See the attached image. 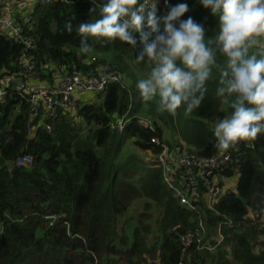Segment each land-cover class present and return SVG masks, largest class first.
<instances>
[{"label":"trees","instance_id":"trees-1","mask_svg":"<svg viewBox=\"0 0 264 264\" xmlns=\"http://www.w3.org/2000/svg\"><path fill=\"white\" fill-rule=\"evenodd\" d=\"M73 1L38 6L31 35L39 48V65L54 63L70 73L91 74L107 61L79 54L78 25L98 19L99 10L91 13L92 0ZM168 2L187 3L189 11L181 20L190 16L204 25L207 37L218 34V17L200 0ZM158 8L159 15L166 12L164 0ZM96 39L103 38H89L91 51L127 53L130 48L119 40L105 45L94 43ZM20 50L0 35V76L19 70ZM218 79L214 70L200 107L186 113L183 122V141L200 156L218 152L214 126L231 112L216 95ZM157 108L140 98L136 82L131 89L112 83L99 101L78 109L80 119L61 116L51 133L39 130L30 138L29 105L16 93L0 105V264H264V222L250 217H264V133L228 150L239 168L236 191L224 196L215 210L201 206L192 211L175 198L154 160L148 163L140 156L160 152L155 138L168 144L157 121H166L165 114ZM117 115L130 117L121 134L110 127ZM141 116L153 117L154 128L141 125ZM129 140L137 154L122 158ZM26 153L33 157V166L17 167ZM139 199L146 200L145 211L120 227ZM201 222L206 233H201L200 243L197 235L185 251L181 236L196 233Z\"/></svg>","mask_w":264,"mask_h":264},{"label":"clouds","instance_id":"clouds-1","mask_svg":"<svg viewBox=\"0 0 264 264\" xmlns=\"http://www.w3.org/2000/svg\"><path fill=\"white\" fill-rule=\"evenodd\" d=\"M92 3L90 11L98 9L99 18L78 25L80 52L93 49L90 37L103 38L94 43L119 40L139 48L135 63L150 66L146 78L136 82L144 102L158 98L160 113L175 116L182 105L191 113L204 100L215 70L216 95L231 109L214 126L215 147L227 151L264 133V0H200L219 19L214 37H207L204 25L192 17L181 20L189 11L187 3L164 0L163 15L158 14L160 0ZM66 28L71 32L72 24Z\"/></svg>","mask_w":264,"mask_h":264},{"label":"built area","instance_id":"built-area-1","mask_svg":"<svg viewBox=\"0 0 264 264\" xmlns=\"http://www.w3.org/2000/svg\"><path fill=\"white\" fill-rule=\"evenodd\" d=\"M57 0H0V35L7 36L21 46L17 57L18 71H3L0 76V105H5L9 97L16 93L29 105V137L34 138L39 130L53 131L52 123L61 116L74 120L80 119L78 109L89 103L99 101V95L112 83L124 84L125 76L117 64L105 62L94 73H70L64 67L54 63H38L39 48L31 35L33 29L32 14L38 6ZM73 3V0H58ZM95 59V58H89ZM125 85V84H124ZM110 123L112 130L123 133L130 121L129 116H115ZM139 123L153 129V121L148 117H139ZM160 148L158 154L147 151L162 169L165 184L173 192L180 204L192 211L204 206L215 210L228 193L235 192L239 181V168L235 165L232 152L220 151L212 156H200L185 146L172 149L159 139L152 141ZM34 159L24 154L16 161V166L31 168ZM254 220L264 222V217L250 213ZM56 220L57 216H52ZM180 226H176L177 230ZM201 233H206L203 222L196 233H186L180 241L186 251L196 241L201 242ZM219 243L223 241L219 231Z\"/></svg>","mask_w":264,"mask_h":264},{"label":"rangeland","instance_id":"rangeland-1","mask_svg":"<svg viewBox=\"0 0 264 264\" xmlns=\"http://www.w3.org/2000/svg\"><path fill=\"white\" fill-rule=\"evenodd\" d=\"M82 55L81 52H79ZM122 54V55H121ZM125 54L127 56H125ZM136 51L130 48L128 49L127 53H121L118 51L113 52H101L100 58L106 60L109 63L117 64L116 67H119L123 75L125 76L124 84L126 87L131 89V86L134 82H137L141 76L142 78H146L147 73L150 71V66L145 64L137 65L135 63V55ZM88 58H96L100 59L95 51H90L87 53ZM121 56V57H119ZM157 99L151 101L153 104L158 106ZM165 120L162 121L157 118L158 124L162 127L164 131V139L168 143L172 149H178V147L185 146L186 150H193V148L188 145L186 142L183 141V122L187 120L188 114L185 111L177 110V114L175 116L170 115L167 112H164ZM149 117V116H147ZM150 120H154L153 117H149ZM137 149L133 145V141L129 140L122 152V158H126L131 154H137ZM141 158L145 159L148 163L153 162V158L148 154H140ZM145 199H139L133 203L130 207L129 211L126 215L120 220L119 226L121 227L125 221V219L137 216L139 213L145 211ZM213 235V234H212Z\"/></svg>","mask_w":264,"mask_h":264},{"label":"crops","instance_id":"crops-1","mask_svg":"<svg viewBox=\"0 0 264 264\" xmlns=\"http://www.w3.org/2000/svg\"><path fill=\"white\" fill-rule=\"evenodd\" d=\"M136 51V50H135ZM111 52H113V51H111ZM97 53V55H98V57L100 58V53L101 52H96ZM122 55V54H121ZM128 55V54H127ZM126 54H125V56H127ZM119 57H121V56H119ZM100 59H102V58H100ZM139 78L141 79V76H139Z\"/></svg>","mask_w":264,"mask_h":264}]
</instances>
